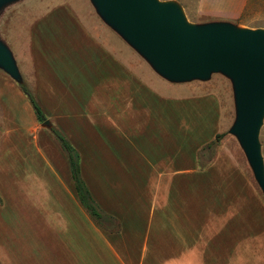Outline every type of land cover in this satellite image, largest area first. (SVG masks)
Instances as JSON below:
<instances>
[{
    "label": "crops",
    "instance_id": "1",
    "mask_svg": "<svg viewBox=\"0 0 264 264\" xmlns=\"http://www.w3.org/2000/svg\"><path fill=\"white\" fill-rule=\"evenodd\" d=\"M76 1L34 23L29 47L13 46L51 129L78 152L102 214L96 220L81 204L67 155L44 133L40 164L14 161L26 173L17 180L24 212L46 239L41 264H264V197L248 167L230 150L218 149L210 166L202 151L173 150L174 125L154 100L159 73L128 54L93 0ZM208 1L200 5L211 11Z\"/></svg>",
    "mask_w": 264,
    "mask_h": 264
},
{
    "label": "rangeland",
    "instance_id": "2",
    "mask_svg": "<svg viewBox=\"0 0 264 264\" xmlns=\"http://www.w3.org/2000/svg\"><path fill=\"white\" fill-rule=\"evenodd\" d=\"M156 1L162 5L176 6L186 23L194 28L229 26L236 31H264V0H248L242 10L229 14L226 9L232 10L241 0H209L206 3L212 5L209 6L211 11L200 5L201 0ZM86 2L91 6L90 1ZM72 3L77 4V1L20 0L0 11V42L12 54L20 76V79L13 78L0 67V264L11 262L15 256L20 264H41L39 249L46 240L42 236L43 231L39 230L41 223L29 220L28 211L24 212V189L22 185H18L17 180L22 181L26 173L22 169L16 170L14 161L21 165L17 168H23V165L30 163L40 164L41 155L36 143H40L39 147L42 149L43 134L47 132L65 152L54 133L56 129L43 127V124L50 120L38 122L34 109L22 90V85L29 91H32L33 87L26 79L25 63L16 57L13 46L29 47L31 26L54 8L64 4L73 5ZM214 7H218L220 11H213ZM127 45L129 55L134 52L139 54L133 46L129 43ZM138 58L140 60V57ZM143 62L148 69L157 72L145 58ZM147 68L144 67L145 86L151 85L147 78ZM157 77L159 83L155 79L152 81L154 89L156 88L154 100L165 103V107L160 106V118L170 120L175 128L174 143L173 140L170 141V147L176 152L182 149L202 151V165L209 164L208 166L211 165L210 162L218 149L232 151V155L229 152L228 154L233 157V162L239 167H248L264 197V190L254 175L239 139L232 134L238 119L234 78L223 71H212L208 78L184 81H170L160 74ZM31 93L34 96L33 92ZM185 139L190 140L185 142ZM258 141L264 163V115ZM14 151L20 155L16 160ZM27 153L29 158L25 156ZM7 182L14 184L6 186Z\"/></svg>",
    "mask_w": 264,
    "mask_h": 264
},
{
    "label": "water",
    "instance_id": "3",
    "mask_svg": "<svg viewBox=\"0 0 264 264\" xmlns=\"http://www.w3.org/2000/svg\"><path fill=\"white\" fill-rule=\"evenodd\" d=\"M14 0H0V7ZM99 14L149 64L170 81L208 78L223 71L235 80L239 139L264 190V163L258 141L264 115V31L229 26L194 28L174 5L156 0H93ZM0 67L20 79L12 54L0 42ZM43 127L52 128L50 122Z\"/></svg>",
    "mask_w": 264,
    "mask_h": 264
},
{
    "label": "trees",
    "instance_id": "4",
    "mask_svg": "<svg viewBox=\"0 0 264 264\" xmlns=\"http://www.w3.org/2000/svg\"><path fill=\"white\" fill-rule=\"evenodd\" d=\"M22 90L26 94L29 102L31 103L38 122L44 123L47 119L39 103L34 98L32 93L26 88V86L22 85ZM54 133L67 154L70 167H71V171H72V177H73L76 191H77L81 204L85 207V209L89 212V214L93 218H95L96 220H101L102 214L100 213L98 206L93 200L85 182L83 181L81 177L80 162H79L80 157H79L78 152L72 147V145L68 142V140L62 136V134H60L56 130H54Z\"/></svg>",
    "mask_w": 264,
    "mask_h": 264
}]
</instances>
